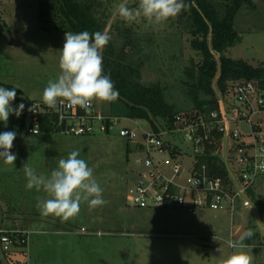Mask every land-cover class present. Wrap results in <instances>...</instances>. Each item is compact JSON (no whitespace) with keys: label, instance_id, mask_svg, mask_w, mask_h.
<instances>
[{"label":"rangeland","instance_id":"obj_1","mask_svg":"<svg viewBox=\"0 0 264 264\" xmlns=\"http://www.w3.org/2000/svg\"><path fill=\"white\" fill-rule=\"evenodd\" d=\"M39 2L40 0H0V20L3 25V28L0 27V82L14 86L16 92L21 89L25 93L23 95L30 100L36 96L42 99L47 82L58 77L59 50L64 43V33L45 32L41 29ZM124 2L130 8L138 7V0H123L120 3ZM120 3L114 8L113 17L106 32L109 31L112 22L120 18L117 11ZM254 3L255 8H251L246 3L240 10L235 28L241 36V41L228 48L225 56L235 60L242 59L257 66L264 63V0H255ZM131 24L141 34L151 37L152 50L157 52L155 61L143 69V82L149 84L164 81L171 88L169 94L171 102L182 105L186 102L180 90V81L184 78L183 71L190 66L192 60L198 63L202 59L200 53L191 46L192 37L186 33L185 24L178 16L158 26L149 25L143 18ZM208 42H211V35L208 37ZM216 59L219 62V55H216ZM219 74L220 68L213 83L218 100L222 95L217 90ZM20 103L17 98L12 102L13 107H17ZM95 104L101 112H110V102L95 101ZM24 117L23 111L18 118L15 115L10 116L7 126L0 121V133L15 131L18 134L16 129L18 120ZM50 120L51 128H45L39 135L29 133L24 141L11 150L17 157L14 164H5L0 160V199L5 202L2 229L37 230L45 226L49 228L60 226L75 230L78 234H87V229L95 228L125 229L138 233L162 232L174 235L193 233L179 229V221L174 211L149 214V209L130 207L127 204L126 195L133 165L131 164L132 156H129L131 144L126 139L116 133L76 137L58 131L52 127L55 126L54 120ZM121 125L133 124L123 120ZM73 150H79V158L84 159L94 170V177L102 187L103 199L107 203L97 207H90L87 203H83L79 214L67 221L58 217L53 219V215L43 216L36 205L39 200L47 198V195L42 190L26 189L27 180L21 169L25 163H28L38 174L47 176L51 167L54 166V160L66 158ZM255 192L257 196L264 197V180L255 188ZM223 212L219 213L222 226L218 227V230L221 229V233L216 234L218 238L213 240L212 248L206 246L202 251L205 259L209 257L214 259L218 256L219 247L223 249L225 255L230 254L233 249L229 248L224 241L234 240L240 233L248 230L236 228L230 223V215ZM249 226L251 229L255 226L254 219H250ZM82 228H85V231H81ZM174 240L180 241L178 238L170 241L173 242L170 246L172 250L176 247ZM205 240L210 241V239ZM131 242L136 243L131 237L122 238L124 245ZM78 243L76 241V244ZM245 244L251 245L250 239H246ZM245 251L253 256V263L264 261V250L248 247ZM6 255L13 262L15 257L10 253ZM15 256L18 260L23 259L20 254Z\"/></svg>","mask_w":264,"mask_h":264},{"label":"built area","instance_id":"obj_2","mask_svg":"<svg viewBox=\"0 0 264 264\" xmlns=\"http://www.w3.org/2000/svg\"><path fill=\"white\" fill-rule=\"evenodd\" d=\"M32 104L39 107L32 112L29 133L39 134L48 117L66 134L81 137L116 133L131 144L133 167L126 195L128 205L227 210L232 219L241 209L251 210L259 240L246 248L264 250V221L250 193L264 180V171L255 167L256 150L264 146L261 80L229 84L219 98L218 108L181 112L152 123L105 114L97 109L95 101L90 112L79 106L55 111L40 101ZM123 120L133 125H121ZM215 162L221 173L213 167ZM28 235L26 231L1 229L4 254L10 253L14 259L16 254L27 256ZM16 264L25 263L19 260Z\"/></svg>","mask_w":264,"mask_h":264},{"label":"trees","instance_id":"obj_3","mask_svg":"<svg viewBox=\"0 0 264 264\" xmlns=\"http://www.w3.org/2000/svg\"><path fill=\"white\" fill-rule=\"evenodd\" d=\"M121 1L123 0H40V26L45 32H106L114 8ZM254 1L184 0L185 7L178 18L185 24L186 33L192 37V48L200 53L202 59L198 63L192 60L190 66L183 71L180 90L186 102L182 105L171 102V88L164 81L149 84L143 82V69L156 59L157 52L152 50L151 37L141 34L131 23H126L121 18L114 20L107 32L111 39L102 53L103 74L110 75L119 91V98L110 102V112L105 114L152 123L154 119L172 118L181 112L218 108L219 100L213 87L218 68L220 74L217 90L221 93L225 92L229 84L238 80L258 79L264 83V63L255 66L245 60L225 56L228 48L241 41L235 28L240 10L246 3L255 8ZM216 55H219V62ZM46 122L49 124L51 120L48 117L43 120L41 132L45 128H51ZM52 127L60 131L56 125ZM21 128H24V121ZM212 165L218 172H222L217 167L218 163ZM250 193L256 210L264 221V197L257 196L255 189ZM7 259L10 264L19 261L13 258L11 262L10 258ZM253 264H264V261Z\"/></svg>","mask_w":264,"mask_h":264},{"label":"clouds","instance_id":"obj_4","mask_svg":"<svg viewBox=\"0 0 264 264\" xmlns=\"http://www.w3.org/2000/svg\"><path fill=\"white\" fill-rule=\"evenodd\" d=\"M184 0H138V7L130 8L126 2L118 5L119 17L126 23H133L143 18L149 25L158 26L175 18L184 9ZM111 37L107 32L88 31L65 32L64 43L59 56L60 72L55 80H49L43 89L42 101L52 110L61 107L79 106L86 112L91 111L92 102H114L119 98V91L109 74H103V50ZM16 88L0 87V121L7 126L9 117L17 118L25 109L24 103L13 107ZM39 105L28 109L34 112ZM17 137L15 131L0 133V160L5 164H14L16 155L11 152ZM80 151H71L66 158L54 160V166L47 176L38 174L25 163L22 171L26 176V189L35 188L46 193L47 198L39 200L36 207L41 215L69 220L79 214L81 205L90 207L103 206V189L94 177V170L84 159L79 158ZM256 170L264 171V146L256 150ZM255 233L247 230L236 239H229L227 244L233 249L225 255L221 247L214 264H253V256L245 251L246 239ZM215 240V237H214Z\"/></svg>","mask_w":264,"mask_h":264},{"label":"crops","instance_id":"obj_5","mask_svg":"<svg viewBox=\"0 0 264 264\" xmlns=\"http://www.w3.org/2000/svg\"><path fill=\"white\" fill-rule=\"evenodd\" d=\"M0 85L9 89L14 87L3 82H0ZM18 91L21 94H25L21 89H18ZM41 100L36 96L30 102H43ZM23 121L24 118H19L18 120L16 126L18 134L16 139L23 130L21 128ZM27 137L28 135L25 138ZM0 202L2 208L4 207L5 209V202L2 199H0ZM140 209H149V214L151 212H156L155 214H157L162 211H174V215L179 221V229L186 232L192 231L193 233L174 235L162 232L147 233L143 231L138 233L125 229L101 230L95 228L93 230L87 229V234L81 232V234H78L75 230L60 226H54L52 228L45 226L37 230L19 229L29 233V242L27 245L28 255H22L23 259L20 258L19 260L25 264H214L215 258H203L202 251L206 246L212 248L214 246V237L215 239L218 238L216 234L221 233V229L218 230V227L222 226L219 213L223 211H225L223 213L230 215V223L234 224L236 228L246 230L254 229L252 231L255 234L250 238L251 244L259 240V229L255 225L256 221L253 218V212L251 210L241 209L235 215L234 219H232L231 214L227 210L213 211L208 208L191 206L183 208L158 207ZM148 213L147 215H149ZM52 218L57 219L54 216ZM250 219H254V225L256 226H253L252 229L249 226ZM125 237H131L132 241H136V243L133 244L131 242V244L124 245L122 238ZM155 237L160 239L157 240ZM177 238L180 241L174 240L176 247L172 250L170 246L173 245V242L170 241ZM166 239L168 240L167 242L165 241ZM205 239H210V241H206ZM153 240L156 242H150ZM160 240L165 242L161 243ZM76 241L80 244H76ZM227 241L225 240L224 242L227 244Z\"/></svg>","mask_w":264,"mask_h":264},{"label":"water","instance_id":"obj_6","mask_svg":"<svg viewBox=\"0 0 264 264\" xmlns=\"http://www.w3.org/2000/svg\"><path fill=\"white\" fill-rule=\"evenodd\" d=\"M0 27L3 28L2 23L0 22ZM2 88H7L5 86L0 85ZM16 98L20 100L21 103H24L25 105V118H24V128L16 141H14L13 150L15 147H17L24 139L25 137L29 134L31 124H32V112L28 111V109L31 107V102L30 100L24 96L23 94L16 93ZM3 221H4V210L2 208L1 202H0V233L1 229L3 226ZM0 263L1 264H10L9 261L6 258V255L4 254L2 248H1V243H0Z\"/></svg>","mask_w":264,"mask_h":264}]
</instances>
